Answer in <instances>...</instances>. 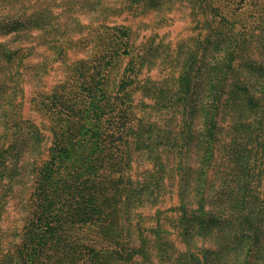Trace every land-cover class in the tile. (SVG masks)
Returning a JSON list of instances; mask_svg holds the SVG:
<instances>
[{"label":"trees","instance_id":"1","mask_svg":"<svg viewBox=\"0 0 264 264\" xmlns=\"http://www.w3.org/2000/svg\"><path fill=\"white\" fill-rule=\"evenodd\" d=\"M142 1L60 0L67 6L60 37L57 0H0V125L6 123L0 157L9 152L23 162L26 150L35 151L32 131L21 119L23 77L41 85L60 58L61 46L66 44L67 51L73 45L83 19L76 23L72 5L84 8L81 12L92 9L89 29L82 31L89 35L88 57L79 67H69L81 90L74 95L55 91L42 106L53 122L55 114L71 106L82 119L89 116L91 127L98 126L92 149L65 144L68 134L76 136L72 130L53 144L35 176L30 229L15 259L7 253L0 264H152L153 258L158 264H264V0L197 2L208 17L202 39L183 53L177 45L175 57L166 61L178 63L166 79L144 78L141 92L151 98L144 106L150 114L134 117L131 85L140 67L158 58L138 53L133 33L114 25L109 34L101 22L114 8L135 5L136 10ZM164 3L148 0L144 10L158 12ZM25 56H33L27 63L32 74H20L16 67ZM127 56L129 74L121 75L122 85L112 86L108 74ZM4 63L9 70L1 75ZM103 79L101 96L95 86ZM88 93L89 104L97 103L89 115ZM62 99L73 103L64 105ZM168 114L174 124L164 126L162 116ZM107 127L119 133L106 135ZM136 151L152 169L137 181L122 178L123 166ZM169 154L176 165L167 170L164 157ZM165 175L177 186L178 214L169 219L183 250H167L171 243L158 227L135 216L161 194ZM76 225L89 230V239L84 232L75 235ZM198 238L206 243L197 246Z\"/></svg>","mask_w":264,"mask_h":264},{"label":"rangeland","instance_id":"2","mask_svg":"<svg viewBox=\"0 0 264 264\" xmlns=\"http://www.w3.org/2000/svg\"><path fill=\"white\" fill-rule=\"evenodd\" d=\"M147 1L148 0L139 2L136 10H134L135 5L132 10L125 8L120 11L118 8H114L106 14L105 18H103V22H101L108 27L106 32L109 34H113L114 30L111 29V27H114V25H120L123 27V30L133 33V35H135V43L141 48L138 53L141 54L145 51L147 54H153L152 56L155 57V59L158 58L155 63L149 61V64H144V66L140 67L137 77L135 78V83L131 85L134 89L129 99L132 105L137 104V109L134 108V117L138 116V113L142 111H144L147 116L150 114V109L144 108V106L152 103L151 98L147 96L142 97L141 92L144 78L156 81L166 79L168 76L165 75L171 72L170 67L178 63V61L170 63L166 60H171L175 57L177 45V52L183 53L187 52L189 48L194 45L196 39H202L205 33V29L202 28V26L208 20V17L204 15L201 8L197 6V2L199 3L200 0H166V3L162 5L158 12L150 8L145 11L144 8L146 6L144 5ZM213 1L214 3L216 2V4L222 2V0ZM57 2L58 5L55 7V11L62 14L59 16L61 24L60 37H62L64 36V27L62 25L64 23V13L67 10V6H63L60 0H57ZM229 2H231V0ZM71 9L73 16H77L76 23H79L78 17L79 19H83L81 23H79L81 26L83 25V27H77L74 31L75 33H73V45L70 46V49L67 51L64 49L66 44L61 46L62 51L59 55L60 58L57 57V60L53 62L48 74L43 78V82L41 81V85L38 86L37 82L34 83L27 76L23 77L25 82L23 83V97L21 99V119L25 121L23 125L28 123V130H30V132L32 131V139L30 141L35 151L27 153L26 150L23 162L18 161V157L13 158L9 152H4L5 157H0V261L7 253L12 254L13 259H15V253L20 249L21 243L26 238V231L30 229L28 215L33 209L32 198L34 193V181L36 179L35 176L37 173L39 175L44 163L49 159L53 144L60 141L59 138L62 139L63 136H66L67 131L72 130L76 136L73 138L68 134L70 141L64 138L63 142L65 144L72 142L74 143L73 147H76V149L80 147L92 149L95 147L93 141L94 134H97L95 130L98 126L91 127L89 124V116L83 117L82 119L80 116L81 113L72 111V107L69 106L67 108L68 110L65 109L61 114H55L57 119L53 122L51 116H49L48 112L45 111V108L42 106V101L52 100L49 97L52 96L55 91H59L60 94L70 93L69 95H74L81 90L78 88L79 83L76 81L75 76H77V74L75 70L69 67L72 65L74 68L79 67L80 63L88 57L89 35L86 34L87 30L83 33L82 31L83 29H89L88 20L92 9L87 7L86 12H81L84 8L78 7L77 5H72ZM21 40L25 41L23 38ZM32 58L33 56H30L26 60L25 56L20 59L18 66H16L20 74L26 73L28 75V73H33V70H30L27 66V63ZM254 58L259 60L261 59V55H255ZM162 59L166 62L163 65L160 64ZM128 60V56L118 60L117 64H115L109 72L108 80L112 86L119 84L121 75L129 74L127 69L129 68V63L127 64ZM3 66L4 69L1 75H3L5 68L7 71L9 70L6 67V63H4ZM1 70L2 69H0V72ZM175 76H177L176 73ZM122 81L119 85L123 84ZM64 84L66 85L65 89L63 88ZM105 85V79H103V82L99 81L96 83L95 91L99 92L101 96L100 88L104 89ZM34 91L35 94L33 98ZM36 93L40 94L36 96ZM42 93H44L45 99H42ZM65 100L66 99H62L64 105L73 103ZM95 104L97 103L93 101H90L89 104L88 93L85 113L89 115V112L95 111ZM89 107H93L90 108L92 110H89ZM169 117V114L162 116L161 122L164 126L174 124L172 119L169 120ZM0 126H2L0 127L1 137V133L3 132L2 129L6 128V123L3 122ZM133 127L132 131L135 130V126ZM170 128L175 129L176 126L171 125ZM103 132L106 135L112 133L115 135L119 133V129L107 127L103 129ZM134 143L135 142H133L131 148L132 150H135ZM164 160L167 170L176 165L174 156L170 154L164 157ZM123 164L125 163L120 164V168ZM151 169V163L141 158V154H138L136 151L128 160L126 166H123L122 178L126 176L133 181H137L146 175L144 170L149 171ZM169 176L167 177L165 175L163 180L165 187L163 191L160 192L161 194L157 196L154 203H147L146 207H141L139 214L135 216L138 217V220L142 224H144L143 221H150V225L145 224L148 227H154L155 229L158 227L162 238L165 236L167 241L171 243L168 245L167 242L168 246H165L167 250L168 248L170 249V247L183 250L184 245L180 241L177 231L173 226V219H169V216L174 218L176 214H178L176 210L178 206V197L176 194L177 186L175 178H169ZM119 177H121V175H119ZM192 207L196 208L198 205L193 204ZM157 220L158 223L156 222ZM75 229L77 230L75 235L80 237V235H83L82 232H84L88 234L87 238L89 239V230L80 228V225H76ZM152 231L154 232V230ZM205 241L206 240L198 238V244L196 245L199 246L200 243H206ZM152 264H158L157 258L152 259Z\"/></svg>","mask_w":264,"mask_h":264}]
</instances>
